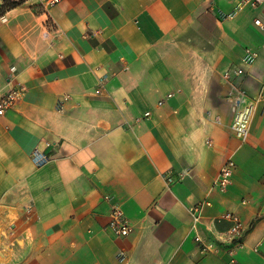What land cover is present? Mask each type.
I'll return each instance as SVG.
<instances>
[{"label":"crops","instance_id":"crops-1","mask_svg":"<svg viewBox=\"0 0 264 264\" xmlns=\"http://www.w3.org/2000/svg\"><path fill=\"white\" fill-rule=\"evenodd\" d=\"M236 4L21 0L0 13V95L26 88L0 116V264H264V114L243 141L231 129L235 98L264 84V4L222 16ZM206 198L201 234L231 211L241 246L199 252L188 207ZM115 203L125 237L108 228Z\"/></svg>","mask_w":264,"mask_h":264},{"label":"built area","instance_id":"built-area-1","mask_svg":"<svg viewBox=\"0 0 264 264\" xmlns=\"http://www.w3.org/2000/svg\"><path fill=\"white\" fill-rule=\"evenodd\" d=\"M45 7L53 6L60 3L62 0H40ZM264 4V0H237V4L234 9L222 16H233L236 12L244 9H257L260 5ZM254 25L264 32V18L254 17ZM264 47V45H262ZM257 52L253 49L246 48L244 54L241 57L242 66H249L256 58ZM234 75H240L243 73V68H236L232 71ZM231 72H224L225 77H229ZM26 88L24 86H17L7 90L0 95V116L4 115L6 110L13 107L18 100L24 94ZM169 94L168 96H170ZM161 101L159 102V104ZM233 118L231 122L232 132L240 140H245L249 133L250 123L256 113L264 114V84L261 85L259 91L256 94L249 95L245 92L235 98L232 106ZM146 112L145 115H148ZM48 156L35 148L32 152V160L36 165H41L48 160ZM235 162L232 159H227L221 166L214 182L213 188L219 192H224L228 189L232 182V176L235 170ZM166 182L170 184L172 179L166 178ZM109 199V196H106ZM211 201L209 199H203L197 203H194L188 207V213L191 218L189 230L193 235L194 240L198 245L199 252L203 255L215 252L222 246L239 247L242 245V237L244 234V226L240 217L231 211H225L220 213L215 220L217 222H226L227 227L225 230L215 232V230H209L212 234L210 237H204L201 234L200 226L203 223V210L205 207L210 206ZM108 228L113 235L117 237H125L129 235L133 228L130 224L127 216L120 207L119 204H112L108 215ZM231 251V250H230ZM120 259H124V253H119Z\"/></svg>","mask_w":264,"mask_h":264},{"label":"trees","instance_id":"trees-1","mask_svg":"<svg viewBox=\"0 0 264 264\" xmlns=\"http://www.w3.org/2000/svg\"><path fill=\"white\" fill-rule=\"evenodd\" d=\"M21 2V0H5L3 6L0 8V13L4 12L6 9L16 6Z\"/></svg>","mask_w":264,"mask_h":264}]
</instances>
